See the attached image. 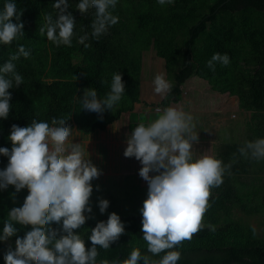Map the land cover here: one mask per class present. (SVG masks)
<instances>
[{
  "label": "trees",
  "instance_id": "1",
  "mask_svg": "<svg viewBox=\"0 0 264 264\" xmlns=\"http://www.w3.org/2000/svg\"><path fill=\"white\" fill-rule=\"evenodd\" d=\"M5 2L0 0V11ZM12 2L18 12L23 10L20 22L24 24V36L8 45L0 43V67L20 45L30 51V56L14 61L23 83L9 89L11 110L7 119L0 118V147L11 150L8 137L13 124L26 127L33 119L51 123L52 118L63 117L69 119L66 123L72 129L90 135L106 130L124 112L132 114L135 103L141 101L143 52L153 49L164 59L167 78L173 84L167 98L162 97L157 106L179 102L183 83L195 75L215 91L236 96L239 108L250 112L247 130L239 138L214 145V156L232 164L231 174L226 172L222 185L212 189L211 207L204 216V223L214 225L215 231L206 227L191 240L183 241L174 249L181 253L177 264H264V236L257 231L254 235L252 225L234 216L235 210L264 215V159L245 158L238 152L245 141L264 138V0H173L164 5L158 0H117L116 7L109 11L119 17V22L98 39L91 36L95 9L81 14L76 8L80 0H67V12L76 21L71 46H57L47 39L46 30L44 34L39 32L46 16L58 18V10L53 7L57 0ZM13 22L17 23L15 19ZM84 34L89 38L81 44L78 40ZM215 53L227 54L230 63H216L212 71L207 62ZM115 73L122 75L125 85L118 104L102 117L82 110L84 89L94 88L98 97L104 98ZM7 165L8 157L0 155V170ZM27 195V188L17 193L12 185L0 190V235L9 211L21 207ZM108 201L105 213L90 216L74 230L90 249L91 229L100 221L106 222L111 213L119 215L124 234L107 250L97 246V264L102 259L122 263L134 247L142 255H151L141 231L142 214L128 212L115 198ZM14 227L16 235L0 241V264H5L9 248L5 243L11 242L15 250L16 239L31 230L30 225L15 223Z\"/></svg>",
  "mask_w": 264,
  "mask_h": 264
},
{
  "label": "clouds",
  "instance_id": "2",
  "mask_svg": "<svg viewBox=\"0 0 264 264\" xmlns=\"http://www.w3.org/2000/svg\"><path fill=\"white\" fill-rule=\"evenodd\" d=\"M158 3L172 4L173 0H158ZM116 4L117 0H80L76 5L81 14L95 9L92 37L98 39L119 22V17L109 11ZM53 7L58 10V18L46 16V23L39 32L44 34L46 30L47 39L57 46H71L76 21L67 12L68 2L57 0ZM22 15L23 10L18 12L16 3L6 0L0 11V43L8 45L24 36ZM88 38L87 34L81 35L78 42L84 44ZM21 56H30L23 45L0 67V118L3 119L8 118L11 110L9 89L23 83L14 63ZM216 63L227 66L229 56L215 53L207 66L215 71ZM153 85L154 92L163 98H167L173 88L163 73L155 76ZM124 93L122 75L115 73L111 90L104 98L98 97L94 88L84 89L82 110L102 117L106 110L118 104ZM156 112L154 119L134 128L124 151L125 157H135L140 162L139 176L148 185L147 198L140 211L141 231L151 255H142L140 249L134 247L122 264L141 261L143 264H177L181 253L174 249L183 241L191 240L206 227L215 231L214 225L204 223V216L211 207L212 189L222 185L226 172L231 174L232 164H224L215 156L202 154L194 158L193 145L199 142V137L194 132L196 125L190 113L174 106L158 108ZM68 120L54 117L51 123L33 119L26 127L13 124L8 137L11 150L0 147V155L8 157L7 167L0 170V190L9 185L14 186L17 193L25 188L28 190L23 205L9 211L0 241L16 235L15 223L31 226L23 238L16 239L15 250L9 246L4 255L5 264H97V246L107 250L124 234V223L115 212L106 222L100 221L91 229L90 249L86 248L82 236L74 232L91 218L84 213L92 212L89 204L93 192L91 182L101 171L86 156L80 143H67L73 131L66 123ZM238 152L245 158L264 159V138L245 141ZM98 206L103 214L109 201L99 199ZM53 224L62 227L56 229ZM252 231L255 235L256 229ZM161 253L164 255L160 256ZM156 256L160 258L153 259ZM99 264L118 262L102 259Z\"/></svg>",
  "mask_w": 264,
  "mask_h": 264
},
{
  "label": "rangeland",
  "instance_id": "3",
  "mask_svg": "<svg viewBox=\"0 0 264 264\" xmlns=\"http://www.w3.org/2000/svg\"><path fill=\"white\" fill-rule=\"evenodd\" d=\"M160 73H163L168 80L164 59L157 56L153 49L144 51L142 56L141 80L147 82L146 85L151 89L152 93L148 95V98H162L154 92L153 85L155 76ZM198 79L199 77L194 75L186 80L182 85L181 102L171 106L181 105L185 112L190 113L192 116L194 115V123L196 125L194 129L195 133L207 132L209 129V133L211 134L216 132V119H211L215 111L205 110L204 107L202 112L191 111L197 104L195 102L196 97L200 98V95H198L199 92H194L197 83H199L197 88L203 93V82H200ZM202 95L200 99L198 98V103L204 105L206 109L220 111L212 96L206 93ZM145 98H147L146 95ZM233 98L236 99V97ZM154 105L156 103L151 102V110L139 112L137 125L141 122L147 123L156 117V110L161 107H155ZM237 105V102L232 104V98L230 97L227 107L228 115H230L229 118L227 121L222 122V126L218 127L217 135H209L207 140L213 137L217 142L234 138L237 139L247 130L250 112L237 108ZM123 119L122 124H119L115 131V137L112 131H106L105 133H100L99 131L85 135L73 129L72 136L69 137L67 142L69 144L72 142L80 143L85 149L86 156H89L92 163L101 171V175L91 182L93 192L89 204L92 212H85L86 217L102 214L98 206L99 199L109 200L110 198H115L119 204L126 206L128 212L141 213L140 210L143 207V202L147 198V182L139 176V170L142 165L135 157L128 158L124 156V151L127 147V136H130L131 133L127 128V118ZM132 130L133 128H130V131ZM234 216L243 222L249 223L256 229L259 235L264 236V215H248L240 210H235ZM5 244L8 247L11 246V242H6Z\"/></svg>",
  "mask_w": 264,
  "mask_h": 264
},
{
  "label": "crops",
  "instance_id": "4",
  "mask_svg": "<svg viewBox=\"0 0 264 264\" xmlns=\"http://www.w3.org/2000/svg\"><path fill=\"white\" fill-rule=\"evenodd\" d=\"M195 80H197V79H195ZM198 80H200V82H203V93L197 88V86H199L198 85L199 83L196 84V90H194V92L195 93L199 92L198 95H200V98L203 96L202 94H205V93L212 96L213 100L216 101V105L219 107L220 111H216L213 109H206L204 105H201L200 103H198L200 98L196 97L195 102H197V104L191 109V111L202 112L203 107L205 110L215 111V112H213L211 119H213V118L216 119L215 120L216 121V128H215L216 132L210 134L209 129H208L207 132L198 133L199 142L195 143L193 145L194 158L199 157L202 154H206V155L211 154V156H214V145L218 142H217V140L213 139L214 137L209 139V140H207V138L209 135H213V134L217 135V132L219 130L218 127L222 126L223 125L222 122L227 121V119L229 118L230 115H228V109H227L229 98L230 97L232 98V104H234L235 102H237V104H238V99L236 96L229 95L227 93H219V92L215 91L207 83V81H205L204 79L199 77ZM146 84H147V82H143L141 80V101L135 103L133 113L130 114L129 112H124L119 120H117L114 123H112L111 125H109L106 130L100 131V133L101 132L105 133L106 131H112V133H114V137H115V131H116L117 127L119 126V124H122V122H123L122 120H124L123 118H127V121H126L127 128H128V131L130 133H132V131L134 130V128L137 125V118H138L139 112L151 110V107H152L151 102L157 103L161 99V98H148V95H150L152 92H151V89L148 88V85H146ZM200 93H202V94H200ZM145 95L147 96V98H145ZM233 97H236V99ZM180 102H181V100L177 103H171V105H175V104H178ZM155 107H159V106L156 105ZM175 107L182 108L181 105L175 106ZM237 108H239V106ZM221 110L224 111V113H222ZM211 122H212V120H211ZM130 128H133V130L130 131ZM127 137H129V136H127Z\"/></svg>",
  "mask_w": 264,
  "mask_h": 264
},
{
  "label": "water",
  "instance_id": "5",
  "mask_svg": "<svg viewBox=\"0 0 264 264\" xmlns=\"http://www.w3.org/2000/svg\"><path fill=\"white\" fill-rule=\"evenodd\" d=\"M116 261L118 262V264H119V260L118 259H116ZM122 264V263H121ZM231 264H239V263H236V262H232Z\"/></svg>",
  "mask_w": 264,
  "mask_h": 264
}]
</instances>
